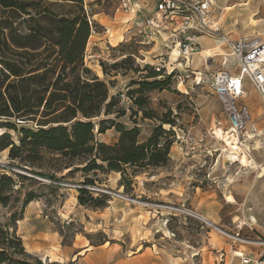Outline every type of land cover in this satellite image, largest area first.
<instances>
[{"label": "rangeland", "instance_id": "1", "mask_svg": "<svg viewBox=\"0 0 264 264\" xmlns=\"http://www.w3.org/2000/svg\"><path fill=\"white\" fill-rule=\"evenodd\" d=\"M207 1L211 6L207 23L218 28V33L200 41L212 43L211 47L222 45L220 51L207 63L204 53L188 62L181 61V78L172 79L169 89L148 94L147 109L156 117L150 119L126 94L130 83L145 72L129 63L116 68L113 65L123 60L122 50L127 45L136 52L135 65L166 61L174 44L171 31L147 39L139 32L141 22L149 15L143 6L139 12L142 19L135 26L124 9V0H87L91 12H102L110 19L107 26L97 24L94 28L86 47L85 65L106 81L110 94L120 98V107L125 110L122 116L103 114L96 121L114 119L126 128L136 124L144 141L163 118L175 119L174 134L170 136L171 158L166 165L139 169L131 181L126 180L125 189L119 172L99 173L95 184H85L81 161L69 162L61 155L45 154L36 166H21L9 157L10 148L0 150V164L19 170L11 173L16 181L13 199L20 200L18 211L25 195L33 191L38 195L33 201L39 202L41 216L53 222L58 240L43 243L40 250L59 264H91L73 257L79 239L88 240L87 235H92L96 244L105 235L112 247L120 246L126 258L124 264H242L243 259L264 260V102L245 78V95L239 102L250 108L252 119L243 142L251 152L246 156L255 162L243 167L240 157L231 154V148L216 133L218 129L225 132L229 123L224 104L212 87V75L227 69L225 63L230 62L232 72H238L229 46L219 40L221 36L232 41L264 39V0ZM145 3L155 6L157 0ZM7 122L14 123L0 118V136L9 133L18 143L19 132L6 127ZM34 126L31 122L18 124L19 129ZM164 128L171 126L164 124ZM96 138L113 144L119 133L115 128L104 133L96 129ZM14 173L33 179H22ZM77 186L107 194V206L80 205ZM120 193L126 198L119 197ZM229 196L234 200L229 201ZM10 210L0 207V220ZM110 260L115 261L113 257Z\"/></svg>", "mask_w": 264, "mask_h": 264}, {"label": "trees", "instance_id": "2", "mask_svg": "<svg viewBox=\"0 0 264 264\" xmlns=\"http://www.w3.org/2000/svg\"><path fill=\"white\" fill-rule=\"evenodd\" d=\"M85 5V0H0V118L13 120L5 126L20 134L16 143L9 133H3L0 150L10 148L9 157L21 166L34 167L45 154L81 161L85 184H95L99 173L119 172L121 185L127 189L126 180L131 181L139 169L169 162L176 121L166 116L144 141L136 124L126 128L114 119L96 121L103 114L122 116L125 110L120 98L110 94L106 81L85 65L86 47L97 26L95 21L90 23ZM131 47H123L125 56L113 67L129 63L145 72L130 83L126 94L145 118L153 119L155 115L147 109L148 94L169 89L176 76L158 71L150 63L135 65L137 55ZM103 71L106 73L104 65ZM27 122L35 126L18 128ZM110 128L119 133L115 143L96 138V129L104 133ZM15 185L13 174L0 172V207L11 209L0 220V264H59L27 251L18 222L38 195L28 192L18 211L20 200L13 199ZM78 190L80 205L107 206V194L86 187ZM87 238L93 246L109 241L105 235L97 244L92 235Z\"/></svg>", "mask_w": 264, "mask_h": 264}, {"label": "built area", "instance_id": "3", "mask_svg": "<svg viewBox=\"0 0 264 264\" xmlns=\"http://www.w3.org/2000/svg\"><path fill=\"white\" fill-rule=\"evenodd\" d=\"M126 12H142V6L136 0H124ZM90 23L94 21L90 16L91 10L85 5ZM211 6L207 0H157L155 9L146 15L141 23V32L146 38H153L162 33L171 31L169 35L174 44L166 61L154 63L158 71L175 73L181 78L178 71L181 61L188 62L195 55L201 54V37L212 36L218 33V28L208 25ZM170 37V38H171ZM223 44L229 46L238 72L233 73L227 64V69H219L212 75V87L215 95L223 102L229 128L225 135L239 140L237 148L232 150L239 155L250 156V150L244 144L247 125L251 121V110L247 105L240 104L239 100L245 95L244 79L247 78L264 102V39L261 37H245L236 41L226 36L219 38ZM145 43L148 41H144ZM226 64V63H225ZM2 172L11 174L19 172L14 167L0 164ZM83 186H77L82 188ZM126 198L123 194L118 195ZM243 257L242 255H238ZM242 264H264L263 259H243Z\"/></svg>", "mask_w": 264, "mask_h": 264}, {"label": "crops", "instance_id": "4", "mask_svg": "<svg viewBox=\"0 0 264 264\" xmlns=\"http://www.w3.org/2000/svg\"><path fill=\"white\" fill-rule=\"evenodd\" d=\"M91 1L93 0H89V2ZM146 1L148 0H139L140 2L139 4L143 6L145 10L149 12V14H151V12L155 9V6H152L149 3H145ZM85 3L88 4L87 0H85ZM91 13H92V19L97 24H100L102 26H107L105 25V23H109V19H110L108 18L107 15H105L102 12H95V11H92ZM129 16H130V20L133 21V24H135V26L139 24L138 21L142 19L139 13L129 12ZM163 34L165 33H162L161 36H163ZM169 36L171 37V35ZM201 45H202V49L203 47H206L204 48V50L207 48L220 49V47L222 46L220 45V46L211 47L209 45H212V43H209L208 41L204 42V44L201 43ZM204 50H202L201 54H203ZM208 59L209 57H205V63L208 62ZM145 62L147 61L145 60ZM152 64H154V62ZM227 64L228 63H226V65ZM41 213H42V209L39 206V202L37 201L36 203V201H31L25 208L23 219L19 221L18 232L19 234H21L26 244V249L28 252L37 256H40L41 254L42 257L40 256V258L43 261L48 260L49 262H53V261L58 262L57 259L53 260L51 255L43 254L40 250L43 246V243L48 244L50 240H55L57 242L59 237L58 232H56L54 229L53 222H51L47 216H41ZM79 241L80 243L78 244L77 250L73 252L74 255L73 257L75 259H81L86 263L90 262L91 264H124L126 261L125 260L126 258L123 256V250L121 249L120 246L112 247V245L109 244V242L105 244L93 246L90 244V242L87 239H83V238L79 239ZM111 257H113V259L115 260L113 263H110Z\"/></svg>", "mask_w": 264, "mask_h": 264}, {"label": "bare ground", "instance_id": "5", "mask_svg": "<svg viewBox=\"0 0 264 264\" xmlns=\"http://www.w3.org/2000/svg\"><path fill=\"white\" fill-rule=\"evenodd\" d=\"M217 51H220V49H218V48H207V49H205L204 51H203V53L207 56V57H209V58H212V57H214V56H216V55H218V54H216L215 52H217ZM222 51V50H221ZM216 133L218 134V136L219 137H221L222 139H223V141L226 143V145L225 146H229L230 148V150H235V149H238L237 148V144L239 143V140H237L236 138H232V137H230V136H227V135H225V133H224V130H221V129H218L217 131H216ZM228 149V148H227ZM226 149V150H227ZM237 152H233V151H231V154H233V155H235ZM237 157H240V163L242 164V166L243 167H250L251 166V164H252V161H254L255 162V160L253 159V158H248L246 155H241V156H237ZM229 198V201H233L234 199L232 198V197H228ZM240 255H242V254H240Z\"/></svg>", "mask_w": 264, "mask_h": 264}]
</instances>
